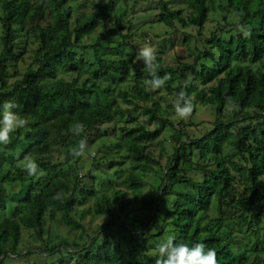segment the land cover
<instances>
[{
    "label": "trees",
    "instance_id": "1",
    "mask_svg": "<svg viewBox=\"0 0 264 264\" xmlns=\"http://www.w3.org/2000/svg\"><path fill=\"white\" fill-rule=\"evenodd\" d=\"M159 2L158 23L195 26L200 36L217 2L238 22L213 32L192 64L164 65L160 45L158 74L170 79L157 91L144 83V65L133 63L142 45L131 35L126 0L2 3L0 105L14 101L29 123L0 144V264H155V248L169 236L190 247L206 243L219 264H264V9L257 11L258 0H189L185 19ZM241 25H251L249 35L234 36ZM27 46L34 47L31 62L10 84ZM62 75L78 78L66 84ZM182 90L196 107L175 120L167 102ZM206 110L209 119L198 116ZM77 122L84 125L79 135L69 130ZM104 125H114L116 139L95 160L98 175L82 181L81 160L111 136ZM166 130L175 145L173 154L161 151L164 165L150 149L161 146ZM81 140L88 150L74 157ZM26 155L44 176L21 168L17 158ZM130 193L141 197L135 212ZM87 217L106 222L89 232ZM59 224L79 235L57 234ZM24 232L39 245L20 250Z\"/></svg>",
    "mask_w": 264,
    "mask_h": 264
},
{
    "label": "rangeland",
    "instance_id": "2",
    "mask_svg": "<svg viewBox=\"0 0 264 264\" xmlns=\"http://www.w3.org/2000/svg\"><path fill=\"white\" fill-rule=\"evenodd\" d=\"M127 5L130 7L128 17L134 20V24L136 29L132 31L131 35L136 37V40L139 42L140 45L144 46L145 44L151 45L156 49H160V45L166 46L165 53L162 56L164 65H168L171 67H178L181 63H194L195 57L199 56L201 53H205L208 51V47H205V40L211 37V34L215 31L223 30L228 32L231 30V27L234 23L238 22L237 17L235 14H231L228 10L224 7L222 3L217 2L215 4L216 11L210 14V20L206 24L204 30L202 31V35L200 36V31L195 26H190L185 28L181 23L176 24L174 27H167L166 25L159 22V16L161 15V8L160 0H137V2L133 3V0H126ZM169 6L175 10H181L184 13L185 19H189L190 15L192 14V10L189 8L188 1L189 0H165ZM4 0H0V15H2V3ZM257 11L259 9H264V0H258L257 4L255 5ZM255 6H253V11H255ZM225 17V19H224ZM188 22V20H187ZM251 28L250 26L245 27L244 29L248 31ZM1 24H0V36H1ZM233 35L236 36L239 32H242L240 29L238 30L236 27H233ZM244 33V32H242ZM231 34V33H230ZM229 33H226L224 37L230 36ZM232 35V36H233ZM187 37H189L187 39ZM229 38V37H228ZM153 41V42H152ZM32 48L33 46L25 47L26 54L23 58V61L19 63H14V67L11 70L12 78L10 79V84L15 83L17 80L22 78V75L25 73L28 65L30 64V56L32 55ZM1 51V45H0ZM22 52V50H21ZM202 62H207L206 59H203ZM142 62H138V66L142 65ZM16 66V67H15ZM255 67V66H254ZM86 77V76H85ZM78 78L77 75H62L59 77L60 80L65 81L66 84L69 82H73ZM84 76L81 77V82L83 81ZM116 84V83H113ZM100 86L102 89H107L109 87L106 83H101ZM48 88L54 89H61L63 88L62 85L58 83H49L46 85ZM116 86H113L115 88ZM126 88V87H125ZM124 89V87H122ZM117 93L113 94L116 96ZM115 98V97H113ZM173 98V97H172ZM172 98H169L167 104H172L173 107L175 106V102ZM120 103H123L122 100H119ZM204 110V109H203ZM201 112V110H200ZM207 110L203 113H199L198 116L201 118L209 119V114L206 113ZM178 116H175L174 119L176 120ZM141 121L143 119L141 118ZM201 119L196 120V122H200ZM123 126L124 122H120L118 126ZM114 125H104L101 129L103 131H107V133L111 134L110 138L104 140V142L94 145L91 150L88 152L87 155L80 162V179L82 181H88L89 173H92L93 176L98 175V170L95 169V160L98 157H103L102 151H104V146H109L112 144L113 140L116 139L113 135ZM179 129L178 125L176 126ZM200 128H197V131L200 132ZM173 133L171 130H166L163 132L160 142L162 143L161 146L152 147L150 150L156 159H159L166 164V154L162 158V152L164 150L165 153L173 154L174 150V141H173ZM114 150V149H113ZM101 153L99 154V152ZM61 155L57 154L54 159L55 161H59ZM93 171V172H92ZM149 182H153V179L149 178ZM102 183V182H100ZM144 197H148L150 195L149 190L145 189L142 193ZM130 196L133 200L132 211L135 209L138 210L140 208V199L141 197L135 198L132 193ZM135 212V211H134ZM106 220L104 219H96L94 217H87L83 224L86 229L91 232L96 230L99 226L104 225ZM54 232L61 236H69V239L72 241L74 238L79 234H74L69 230H66L62 225L53 226ZM70 233H69V232ZM38 246L39 243L33 239L31 232H24V242L20 248L23 250L27 248V246ZM37 256V255H35ZM34 256V257H35ZM32 258L33 260H38V258Z\"/></svg>",
    "mask_w": 264,
    "mask_h": 264
},
{
    "label": "clouds",
    "instance_id": "3",
    "mask_svg": "<svg viewBox=\"0 0 264 264\" xmlns=\"http://www.w3.org/2000/svg\"><path fill=\"white\" fill-rule=\"evenodd\" d=\"M238 27L244 32L245 36L249 35L242 25ZM136 62L143 63L144 68L142 71L146 72L148 77H150L144 83L152 91L163 88L165 83L170 79L169 73H165L163 76L158 74L159 65L157 63V49L155 47L148 44L140 47L136 52L133 63ZM229 103H231L230 98ZM19 107L20 105L11 100L5 101L0 105V144H9L13 133L27 127L29 123L27 117L21 116L17 111H14ZM174 107L175 114L179 118L187 119L193 113L196 106L188 94L182 90L177 94ZM69 130L75 135H79L84 131V125L79 122L73 123L70 125ZM88 147L87 142L81 140L78 146L71 149V154L74 157H82L85 155ZM17 159L21 168L29 175H45L44 170L40 168L35 159L30 155L24 156L22 160ZM155 252L157 253L155 264H219L215 249L208 247L206 243H196L190 247L187 243H177L174 236H169L164 242L159 243L155 248Z\"/></svg>",
    "mask_w": 264,
    "mask_h": 264
}]
</instances>
